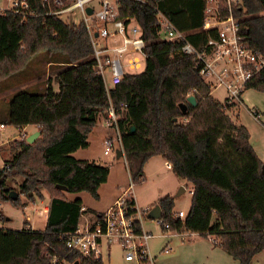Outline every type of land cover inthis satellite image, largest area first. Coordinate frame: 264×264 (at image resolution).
<instances>
[{
    "label": "trees",
    "instance_id": "obj_1",
    "mask_svg": "<svg viewBox=\"0 0 264 264\" xmlns=\"http://www.w3.org/2000/svg\"><path fill=\"white\" fill-rule=\"evenodd\" d=\"M217 1L219 16H227L226 0ZM117 2L120 16L133 17L139 25L146 57L142 69L125 73L108 92L93 67L82 22L68 23L47 14L42 0H29L30 8L21 13L0 10V83L23 71L41 52L43 64L53 70L41 82L13 92L7 115L0 119L4 125H34L40 131L32 143L14 139L0 148L8 153L0 166V202L24 207L22 195L26 201L43 199V191L49 196L43 230H31L27 219L19 229L0 224V264H103L101 258L69 249L62 234L73 232L83 213L100 214L85 209L80 198L67 199L65 193L86 191L99 199L109 168L71 153L88 146V134L110 104L118 116L132 183L144 181L145 163L158 155L173 174L192 184L183 219L174 217L173 196L155 203L161 209L162 230L210 235L238 264H251L264 249L263 162L247 128L226 112L234 103L214 98L193 56L180 50L185 41L202 50L208 37H216L217 29H202L207 0ZM159 13L187 33L184 40L163 38ZM231 13L250 48L264 54V0H240L231 5ZM38 74L43 76L42 71ZM248 88L264 91V66L246 82ZM190 95L195 104L187 100ZM10 191L16 192L14 197ZM5 219L0 210V222Z\"/></svg>",
    "mask_w": 264,
    "mask_h": 264
},
{
    "label": "built area",
    "instance_id": "obj_2",
    "mask_svg": "<svg viewBox=\"0 0 264 264\" xmlns=\"http://www.w3.org/2000/svg\"><path fill=\"white\" fill-rule=\"evenodd\" d=\"M9 1L12 6L5 9L21 13L30 8L29 0ZM207 1L202 29H217L216 37H208L202 50L188 41L180 45V50L193 56L200 75L209 84L211 91L223 88V102L233 104L240 101L246 82L263 68L264 54L254 52L245 37L238 32L239 21L232 15L231 5L239 3L240 0H226V10L229 14L225 17L219 16L217 0ZM42 4L47 14L58 16L79 9L82 17L79 22H82L87 30L92 47L93 67L102 77L107 92L121 81L125 73L142 69L146 57L145 40L133 17L120 16L117 0H42ZM87 7L91 8V13L87 12ZM158 25L167 41L185 39L187 33L178 30L164 14L159 13ZM117 120L115 109L110 104L105 121L114 131V135L105 138L104 153H108L116 143L120 147L122 145ZM3 126L4 124L0 123V129ZM132 190L131 181L110 208L99 215L86 217L82 224L79 220L73 232L63 233L65 245L84 255L102 258L103 244H117L123 250L125 260L153 264L147 249V240L152 235L142 230L140 217L143 213L136 207ZM148 210L147 208L143 212ZM184 216L185 213L181 210L174 214L175 218L183 219ZM155 220L161 225L160 217ZM163 225L164 228L169 227L168 223ZM164 251L167 253L169 247L166 246ZM106 253L109 254V250Z\"/></svg>",
    "mask_w": 264,
    "mask_h": 264
},
{
    "label": "rangeland",
    "instance_id": "obj_3",
    "mask_svg": "<svg viewBox=\"0 0 264 264\" xmlns=\"http://www.w3.org/2000/svg\"><path fill=\"white\" fill-rule=\"evenodd\" d=\"M11 4L9 0H0V9L10 8ZM210 4L215 6L213 2H210ZM60 17L68 23H78L82 19L79 9L62 14ZM44 57V52L39 53L23 71L14 73L0 83V119L7 115L8 100L13 92L33 83L41 82L40 79H44V76L42 78L37 76L39 75V71H42V73H46L47 71L48 64H43ZM48 74L53 75V70L49 69ZM108 83L110 84L109 80ZM42 86L43 84L40 83L39 87ZM53 86L56 87V84H53ZM211 95L217 100L223 101L224 90L221 87L216 88L212 90ZM242 98L243 101L235 103L236 106L228 112V115L230 118L234 117L233 115L237 112L236 107L239 108L237 120L251 130L252 141L256 145L258 139H260L256 129H260V137L264 140V131L260 125V122L264 123V91L248 88L243 90ZM252 111H258L260 118H253ZM103 114L99 113L97 125L88 134L90 144L86 148H80L76 153L77 156L89 157L109 168L107 180L98 189L99 199L93 198L86 191L65 193L66 198L69 200L80 198L85 209H106L110 199L116 194H122L131 183L124 158H118L115 155L114 149H116L117 143L114 145V149H110L108 154L103 153L104 137L108 134L114 135V131L107 127L106 122H104ZM32 130L33 127L30 125L27 126L26 130H22L14 125H5L1 129L0 148H6L9 140L27 138L28 133L32 132ZM7 154L6 149L0 152V166L4 165ZM153 157L145 163L144 172H146V177L144 181L139 184L133 183L132 190V195L136 199V207L143 213L140 217L142 230L148 231L152 235L147 240L148 254L152 257L153 264H198L199 261H202L204 252L210 246V243L205 238L193 235L191 232L179 234L168 230L165 232L160 227L158 220L146 218L145 212H143L147 208H152L153 202L150 203V199H152L157 190L165 187L171 189L172 193L175 194L179 191L180 187H184L186 184V181L176 177L170 170L166 169L164 159L161 156L157 155ZM19 179L20 177H16V180ZM188 191L186 188L184 192L174 197L173 211L187 210L190 199ZM43 192L45 197L43 199H36L35 201H26V198L22 195L21 198L25 200L24 207H16L9 202H0V210L5 215V218H8L3 223L0 222V224L9 228L19 229L23 226L26 217H28L26 224L31 230H43L47 217V211L43 207L49 200L48 193L46 191ZM89 214L83 213L81 215L80 224L83 223ZM206 237H210V235ZM195 238H198V240L194 241ZM166 243L167 247H169L167 253L164 251ZM107 250H109V254L106 253ZM219 251L225 257L224 259H220L218 264H238V261L234 260L223 249L219 248ZM44 253L45 251H42V254ZM101 259L103 264H139L136 260H125L123 250L117 244H110L109 246L103 244ZM204 264H213V260L205 261ZM251 264H264V249L253 258Z\"/></svg>",
    "mask_w": 264,
    "mask_h": 264
},
{
    "label": "crops",
    "instance_id": "obj_4",
    "mask_svg": "<svg viewBox=\"0 0 264 264\" xmlns=\"http://www.w3.org/2000/svg\"><path fill=\"white\" fill-rule=\"evenodd\" d=\"M207 5H208V1H207ZM45 64H48V68H49V63H45ZM44 64V65H45ZM47 68V71H46V73H43V76H44V79H46V78H48L49 76H50V74H48V71H49V69ZM42 76V77H43ZM42 77H40V78H42ZM44 79H41V80H44ZM55 89H56V87H54ZM245 90V89H244ZM212 92V91H211ZM243 92V91H242ZM242 92H241V95H240V101H238L239 103L241 102V101H243V98H242ZM220 101V100H219ZM220 102H223L222 100L220 101ZM235 103H237V102H235ZM235 103L232 105V106H230V107H228L227 109H226V112H227V114H228V112L232 109V108H234L236 105H235ZM237 108V112H238V110H239V108L238 107H236ZM235 111V110H234ZM234 111H231V112H234ZM235 113V115H233L234 117H232L231 119L234 121V122H236V123H239V124H242V125H244L243 123H241V122H238V120H237V116H238V113ZM252 112H255V111H252ZM251 112V113H252ZM255 113H257L256 115H258L257 117L255 116V114H253L252 113V115H253V118H256V119H258V118H260V114H259V112L257 111V112H255ZM103 117H104V122H106L105 121V118H106V115H104L103 114ZM97 125V124H96ZM260 125H261V128L263 129V131H264V123L262 122H260ZM27 126H29V125H26V126H24L23 128H22V130H26V128H27ZM30 126H32L33 127V130H32V132H30V133H28V134H31V133H33V132H35L36 131V126H34V125H30ZM245 126V125H244ZM5 127V125L3 126V128ZM108 127V126H107ZM247 129H248V132H249V141H250V143H251V145H252V147H253V149L255 150V152H256V154L258 155V157L260 158V160L262 161V162H264V148H263V145H264V140H263V138L262 137H260V129H256V131H257V133H258V135H259V138L260 139H258V141H257V143H256V145L253 143V139H252V132H251V130L247 127V126H245ZM2 129V128H1ZM1 129H0V131H1ZM109 135V134H108ZM107 135V136H108ZM107 136H105L104 137V139H103V145H104V140H105V138L107 137ZM90 144V140H89V137H88V145ZM80 149V148H79ZM79 149H77V150H75L74 152H72L71 153V155L73 156V157H75V158H77V159H87V160H93V159H90L89 157H82L81 155L79 156H77L76 155V153L79 151ZM104 149H105V145H104V148H103V153H104ZM111 149H114V147L113 148H111ZM117 149H120L121 150V153H122V155L120 156V157H123L124 158V160H125V165H126V159H125V155H124V152H123V147H122V145H121V147L119 146V145H117V147H116V149H114V151H115V155H116V151H117ZM259 150H260V152H259ZM110 151V150H109ZM109 151H108V153H109ZM108 153H104V154H108ZM261 154H263V155H261ZM116 157H117V155H116ZM119 158V157H118ZM154 158V157H153ZM95 161V160H94ZM164 165H165V167H166V169H168V170H170L171 171V168H170V165L164 160ZM126 168H127V166H126ZM172 172V171H171ZM145 173V177H146V172H144ZM172 174H173V172H172ZM173 175H175V174H173ZM176 176V175H175ZM177 177V176H176ZM183 180V179H182ZM185 181V180H184ZM180 188H183V191L182 192H184L185 191V189L187 188L189 191V198L191 199V195H192V184L191 183H189V182H187L186 181V184H185V186L184 187H180ZM179 188V189H180ZM181 192V193H182ZM123 193V192H122ZM121 195V194H120ZM119 194H116L115 196H113L111 199H110V201L108 202V207L106 208V209H104V210H98V209H94V210H96V211H98V212H103V211H105V210H107L108 208H110L111 207V205L113 204V202L118 198V196H120ZM165 195H170V196H173V197H176V196H178L177 195V193H175V194H173L172 193V191H171V189H169V188H161V189H159V190H157L156 192H155V194H154V196L152 197V199H150V203L151 202H153V204H155L156 202H157V200L158 199H160L161 197H163V196H165ZM190 199H189V204L187 205V210L186 211H184V210H181V211H183L184 213H185V215H186V213H187V211H188V209H189V207H190ZM134 201H135V204H136V199L134 198ZM47 206H48V203H46L45 205H44V210H46L47 211ZM178 211H180V210H178ZM178 211H174V214L175 213H177ZM91 215H93V214H89V216H91ZM185 217V216H184ZM147 218V217H146ZM149 219V218H148ZM166 232V231H165ZM172 232H174L175 234H179L178 232H176V231H172ZM182 233H184V232H182ZM193 235H199V237H202V238H205V240L206 241H208V243H210V246L207 248V250L204 252V254H203V259H202V261H199L198 262V264H204V262L205 261H208V260H213V264H218V262H220V259H224V255L222 254V252H220L219 251V246H217V245H215L214 243H213V238H212V236H210V237H206V236H202V235H200V234H198V233H196V232H191ZM209 239V240H208ZM198 240V238H195L194 239V241H197ZM166 246H168L167 245V243L165 244V247L164 248H166ZM262 252V251H261ZM261 252H259L258 254H256L255 255V257L257 256V255H259ZM254 257V258H255ZM212 258V259H211Z\"/></svg>",
    "mask_w": 264,
    "mask_h": 264
},
{
    "label": "water",
    "instance_id": "obj_5",
    "mask_svg": "<svg viewBox=\"0 0 264 264\" xmlns=\"http://www.w3.org/2000/svg\"><path fill=\"white\" fill-rule=\"evenodd\" d=\"M87 12L88 13H91V8L87 7L86 8ZM187 100L192 103V104H195V99H194V96L193 95H190ZM179 106H183L184 108V104L183 103H180ZM184 111V109H182ZM133 129V127H132ZM40 134V131L36 130L35 132L29 134L26 138V141L29 142V143H32L36 140V138L39 136ZM116 155L117 157H120L122 155L121 153V150L120 149H117L116 151ZM261 172L264 173V162L262 163L261 165ZM58 188L66 191V188L64 186H61V185H57ZM183 191V188H180L179 191L177 192V195H179L181 192ZM16 194L15 191H10V195L14 197V195ZM161 216V209L159 207L158 204H155L151 209L148 210L147 214H146V217L149 218V219H158L159 217ZM8 218L6 217V220Z\"/></svg>",
    "mask_w": 264,
    "mask_h": 264
}]
</instances>
